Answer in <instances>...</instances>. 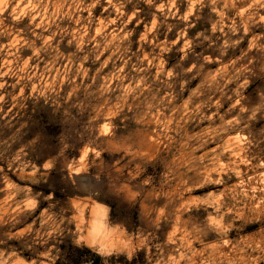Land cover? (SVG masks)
Segmentation results:
<instances>
[{"label": "rangeland", "instance_id": "obj_1", "mask_svg": "<svg viewBox=\"0 0 264 264\" xmlns=\"http://www.w3.org/2000/svg\"><path fill=\"white\" fill-rule=\"evenodd\" d=\"M0 7V264H264V0ZM97 201L131 260L74 243Z\"/></svg>", "mask_w": 264, "mask_h": 264}, {"label": "clouds", "instance_id": "obj_2", "mask_svg": "<svg viewBox=\"0 0 264 264\" xmlns=\"http://www.w3.org/2000/svg\"><path fill=\"white\" fill-rule=\"evenodd\" d=\"M73 208L76 216L83 220L82 224L78 223L83 232L74 243L87 246L102 257L121 254L128 260L134 257L140 238L133 237L123 224L113 221L109 204L97 201L85 209L79 202H74Z\"/></svg>", "mask_w": 264, "mask_h": 264}, {"label": "bare ground", "instance_id": "obj_3", "mask_svg": "<svg viewBox=\"0 0 264 264\" xmlns=\"http://www.w3.org/2000/svg\"><path fill=\"white\" fill-rule=\"evenodd\" d=\"M1 2H2V0H0ZM8 1V0H7ZM55 1V0H54ZM1 2H0V4H1ZM21 2V1H20ZM83 2V1H82ZM92 2V1H91ZM100 2V1H99ZM29 3H30V1H29ZM56 4V3H55ZM99 4V3H98ZM24 5H26V4H24ZM23 5V6H24ZM27 5H28V3H27ZM26 5V6H27ZM58 5V4H57ZM93 5V4H92ZM2 6H4V5H2ZM53 6H55V5H53ZM7 7V6H6ZM15 7V6H14ZM0 8H2V7H0ZM22 8V7H21ZM128 8V7H127ZM5 9V8H4ZM3 9V10H4ZM14 9V8H13ZM44 9H46V7L44 8ZM52 9H54V8H52ZM68 9V8H67ZM24 10V9H23ZM55 10V9H54ZM73 10H74V8H73ZM127 10V9H126ZM129 10V9H128ZM5 11V10H4ZM16 11V10H15ZM130 11V10H129ZM74 12V11H73ZM120 12H121V10H120ZM1 13V12H0ZM13 13H14V11H13ZM12 13V14H13ZM83 14H84V12H82ZM11 14V13H10ZM9 14V15H10ZM37 14V13H36ZM125 15V14H124ZM16 16H17V14H16ZM36 16V15H35ZM116 16V15H115ZM13 17V16H12ZM15 17V16H14ZM43 17V16H42ZM34 18V17H33ZM55 18H57V17H55ZM81 18V17H80ZM116 18V17H115ZM1 19H3V18H1ZM14 19V18H13ZM17 19V18H16ZM50 19V18H49ZM83 19V18H82ZM8 20V19H7ZM34 20V19H33ZM32 20V21H33ZM31 21V22H32ZM45 21V20H44ZM51 21V20H50ZM110 21V20H109ZM85 22V21H84ZM120 22V21H119ZM34 23V22H33ZM47 23V22H46ZM31 24V23H30ZM57 27V26H56ZM84 27V26H83ZM10 28V27H9ZM16 29V31H17V28H15ZM38 29V28H37ZM62 29V28H61ZM110 29V28H109ZM112 29V28H111ZM2 30V29H1ZM7 32H8V30H7ZM57 32V31H56ZM11 33V32H10ZM15 33V32H14ZM34 33V32H33ZM146 34V33H145ZM34 35V34H33ZM147 35V34H146ZM171 35V34H170ZM188 35V34H187ZM15 36H17V35H15ZM10 37V36H9ZM47 37H48V35H47ZM46 37V38H47ZM50 37V36H49ZM166 37V36H165ZM174 37V36H173ZM14 38V37H13ZM150 38V37H149ZM154 38V37H153ZM164 38V37H163ZM19 39V38H18ZM23 39V38H22ZM74 39V38H73ZM83 39V38H82ZM102 39V38H101ZM159 39V38H158ZM185 39V38H184ZM50 40H51V38H50ZM186 40V39H185ZM99 41V40H98ZM153 41V40H152ZM151 41V42H152ZM159 41V40H158ZM44 42V41H43ZM100 42V41H99ZM154 42H156V40L154 41ZM161 42V41H160ZM181 42V41H180ZM25 43V42H24ZM39 43V42H38ZM156 43H158V42H156ZM23 44V43H22ZM40 44V43H39ZM44 44H45V42H44ZM137 45V44H136ZM154 45H155V43H154ZM176 45V44H175ZM93 46V45H92ZM91 46V47H92ZM177 46V45H176ZM39 47V46H38ZM148 47V46H147ZM158 47V46H157ZM25 48V47H24ZM45 48V47H44ZM138 48V47H137ZM144 48V47H143ZM154 48V47H153ZM8 49V48H7ZM145 49V48H144ZM35 50V49H34ZM7 51V50H6ZM24 51V50H23ZM101 51V50H100ZM141 51H143V50H141ZM35 52V51H34ZM38 52V51H37ZM36 52V53H37ZM96 52V51H95ZM111 52V51H110ZM46 53V52H45ZM136 53V52H135ZM140 53V52H139ZM7 54V53H6ZM28 54V53H27ZM30 54V53H29ZM92 54V53H91ZM143 54V53H142ZM21 55V54H20ZM40 55V54H39ZM146 55V54H145ZM36 56V55H35ZM70 56V55H69ZM87 56V55H86ZM92 56V55H91ZM94 56V55H93ZM138 56V55H137ZM151 56V55H150ZM37 57V56H36ZM46 57V56H45ZM99 57V56H98ZM147 56H145V58H146ZM53 58V57H52ZM97 58V57H96ZM4 59V58H3ZM22 59H24V58H22ZM46 59V58H45ZM50 61H51V59H49ZM58 60V59H57ZM89 60V59H88ZM4 61H5V59H4ZM138 61V60H137ZM144 61V60H143ZM55 62V61H54ZM52 63V62H51ZM33 65V64H32ZM227 66V65H226ZM70 68V67H69ZM68 68V69H69ZM161 69V68H160ZM43 70V69H42ZM34 71V70H33ZM77 71V70H76ZM94 71V70H93ZM71 72H73V71H71ZM79 72V71H78ZM159 72V71H158ZM176 72V71H175ZM56 73V72H55ZM94 73V72H93ZM24 74V73H23ZM31 74V73H30ZM101 74V73H100ZM19 75V74H18ZM54 75H56V74H54ZM63 75V74H62ZM31 76V75H30ZM97 76V75H96ZM81 77V76H80ZM94 77V76H93ZM99 77V76H98ZM1 78V77H0ZM62 78H64V77H62ZM47 79V78H46ZM110 79V78H109ZM21 81V80H20ZM104 81V80H103ZM130 81V80H129ZM75 82V81H74ZM77 82V81H76ZM100 82V81H99ZM110 82V81H109ZM68 84H69V82H68ZM72 84V83H71ZM100 84V83H99ZM115 84V83H114ZM117 84V83H116ZM120 84V83H119ZM123 84V83H122ZM47 85V84H46ZM6 86H8V85H6ZM107 86V85H106ZM22 87V86H21ZM100 87H101V85H100ZM111 87H112V85H111ZM118 89V88H117ZM21 90V89H20ZM100 90V89H99ZM50 91V90H49ZM121 91V90H120ZM123 91V90H122ZM25 92V91H24ZM69 92V91H68ZM84 92V91H83ZM98 92V91H97ZM116 92V91H115ZM21 93V92H20ZM19 94V93H18ZM17 94V95H18ZM69 94V93H68ZM98 94V93H97ZM86 95V94H85ZM110 95V94H109ZM51 97V96H50ZM160 97V96H159ZM99 98V97H98ZM101 98V97H100ZM104 98V97H103ZM108 98V97H107ZM92 100V99H91ZM94 100V99H93ZM107 101V100H106ZM103 103V102H102ZM88 104V103H87ZM99 104V103H98ZM100 107V106H99ZM98 108V107H97ZM107 108V107H106ZM95 110V109H94ZM99 115V114H98ZM164 120H166V119H164ZM162 127V126H161ZM165 137V136H164ZM235 157V156H234ZM246 189V188H245ZM256 195V194H255Z\"/></svg>", "mask_w": 264, "mask_h": 264}]
</instances>
